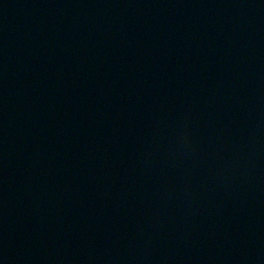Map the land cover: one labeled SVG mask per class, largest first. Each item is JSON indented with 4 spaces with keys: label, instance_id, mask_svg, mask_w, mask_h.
<instances>
[{
    "label": "water",
    "instance_id": "1",
    "mask_svg": "<svg viewBox=\"0 0 264 264\" xmlns=\"http://www.w3.org/2000/svg\"><path fill=\"white\" fill-rule=\"evenodd\" d=\"M0 264H264V0H0Z\"/></svg>",
    "mask_w": 264,
    "mask_h": 264
}]
</instances>
